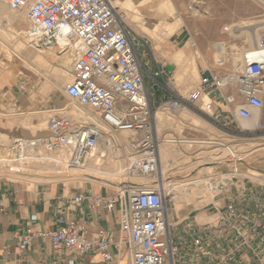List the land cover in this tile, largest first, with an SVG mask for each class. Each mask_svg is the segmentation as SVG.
<instances>
[{
  "label": "built area",
  "instance_id": "built-area-1",
  "mask_svg": "<svg viewBox=\"0 0 264 264\" xmlns=\"http://www.w3.org/2000/svg\"><path fill=\"white\" fill-rule=\"evenodd\" d=\"M0 4L16 13L25 11L30 26L27 36L33 45L66 51L72 60L68 71L71 80L63 88L67 103L48 117L44 134L17 137L4 147L7 159L0 160V168L21 174L35 165L47 166L67 171V177L94 179V170L105 172L117 165L124 180L114 196L75 199L77 205L87 199L91 208L108 213L118 207L115 230L80 227L60 215L55 230L38 236L46 239L54 252L99 256L104 264H123L124 259L128 264H180L168 219L169 194L155 184L147 187L131 182L133 177L155 172L161 145L155 112L172 113L189 107L205 114L221 131H241V122L249 120L258 121L260 127L264 35L253 48L235 53L243 58L242 66L223 72L204 71L185 96L171 92L174 96L165 98L154 110L151 91L165 88L158 78L169 85L170 74L164 65L156 70L153 57L151 70L146 68L149 63L143 59L151 51L149 40L129 29L111 0H0ZM187 11L199 13L200 3L190 0ZM144 71L149 78L147 85ZM214 145L225 152L232 183L240 173L238 154L230 146ZM219 175L221 196L229 192L226 179H222L228 174H217L214 179ZM241 205L230 198L224 213L218 211L211 225L195 228L190 235L192 249L214 241L223 264H264V206L255 203L247 210ZM36 236L26 232L20 249H27ZM180 238L181 249L187 248L186 240ZM67 264L83 263L70 259Z\"/></svg>",
  "mask_w": 264,
  "mask_h": 264
},
{
  "label": "rangeland",
  "instance_id": "rangeland-1",
  "mask_svg": "<svg viewBox=\"0 0 264 264\" xmlns=\"http://www.w3.org/2000/svg\"><path fill=\"white\" fill-rule=\"evenodd\" d=\"M121 1L127 10L116 5L114 0L112 2L123 14L129 29L150 42L151 51L148 52L147 59H143L144 63H149L146 68L151 70L152 57L156 61L154 65L156 70L162 67L164 62L173 61L179 70L171 80L169 78L167 82L169 85H165V80L161 78H158V81L162 82L168 91L179 93L181 96H185L196 87L204 71L223 72L242 66L243 58L236 56L235 53L251 47L256 34L264 35V4L260 0H199V13L187 11L189 0H175L171 2L172 6L164 7V3L161 5L165 10L170 8V12L166 15H162L165 13H141L135 7L140 1ZM175 5L178 6V11ZM177 19L184 22L191 38L189 50L182 51L184 58L179 62L172 60L165 48L163 49L168 36L163 37L160 33L166 23H174ZM253 25L256 27H252ZM234 27L237 32L227 33L225 31V29L230 30ZM29 29L25 11L16 13L7 5L0 4V74L5 76V80L9 81L7 83L12 88L22 85L29 87L33 84L30 87L33 90L44 83V87L51 91L61 89L60 86H65L71 80L68 71L72 60H66L67 52L57 48L51 51L46 49L44 52L30 47L33 43L30 42L28 36L25 38V33H28ZM250 30L255 31L249 32ZM219 43L226 48L222 66L216 64L214 52V46ZM144 80L147 85L149 78L145 71ZM0 94H4L1 87ZM13 112L9 108H0L1 128L10 127L16 122L14 119L20 117L15 115V113H21L17 109ZM22 112L29 114L22 116L29 117L31 124L28 127H31L33 131L45 127V121L37 120L38 110L29 109ZM243 124L245 122H242L240 126ZM155 125L160 138V148L166 149L169 153V158L165 163L168 166L164 171L169 205L180 213L192 212V214L198 213L204 216L203 213L212 206L210 203L214 197L217 205L224 204L220 200L222 197H216L220 192L209 193L203 182L199 181L208 177L214 179L216 174H228L232 177L225 152L221 146L214 145L215 143L230 146L236 155L238 154L237 156H241L243 163L238 167L240 173L237 176L239 178L245 177L247 180L251 179L264 184V116L262 125L258 128L246 129L249 131H221L214 128L209 118L196 109L186 107L172 113L160 109L155 112ZM167 140L190 142L191 144L174 145L166 143ZM210 142L214 144L210 145ZM252 170L261 176L259 179L263 182L255 180L258 175L253 177L255 173H251ZM120 171L121 167L117 165L116 171H108L111 179L114 178L110 184L122 180L119 176ZM195 179L197 183L192 182ZM131 180L135 184H150L149 180ZM191 183L193 185H190ZM175 184L185 186L191 194L185 195L179 189L173 191ZM123 264H128V260L124 259Z\"/></svg>",
  "mask_w": 264,
  "mask_h": 264
},
{
  "label": "crops",
  "instance_id": "crops-1",
  "mask_svg": "<svg viewBox=\"0 0 264 264\" xmlns=\"http://www.w3.org/2000/svg\"><path fill=\"white\" fill-rule=\"evenodd\" d=\"M114 1L122 9L127 8L121 0ZM133 1H140L135 7L141 13H165L162 15H166L170 12V8L165 10L161 5L164 3V7L166 5L172 6L171 2L175 0ZM195 1L199 2V0ZM175 7L178 11V6L175 5ZM160 33L163 37L168 36L164 42L165 47L162 46L168 53L167 55H170L175 62L181 61L184 58L182 51L189 50V42L191 41L190 32L185 27L184 22L178 19L174 23L168 22L160 30ZM66 60H71V56L68 55ZM163 65L174 67L173 72L169 73L171 80L179 70H177V65L171 60L164 62ZM0 78H2L0 87L4 91L3 95L0 94V108H9L12 112L17 109L21 112L20 114L15 113L16 116L20 117L14 119L16 122L12 123L10 127H0V160H2L6 155L3 148L8 146L13 139L17 137L31 138L44 134L48 117L53 111H57L65 105L67 99L63 94L64 86H60L61 89L52 91L46 89L44 83L33 90L30 88L33 84L29 87L22 85L12 88L7 83L9 81L5 80L4 75L0 74ZM159 83L163 86L162 82L159 81ZM151 94V105L154 109L165 98L174 96L163 87L152 89ZM29 109L39 111L37 120L45 121L43 129L33 131L31 127H28L31 121L29 117L23 116L29 114H24L22 111ZM211 125L216 128L212 123ZM159 157H161L159 158L160 163L163 164L169 158V153L166 149L160 148ZM113 170L116 171L115 165H113ZM67 173L62 169H51L47 166L38 165L21 174H10L0 168V264H67L70 259L83 264H104L99 256L78 257L65 251L54 252L49 242L38 236L40 233L55 230L57 227L56 220L60 215L73 220L80 227L88 229L101 228L113 231L117 228L118 207L115 208L113 213H108L104 209L91 208L87 199L77 205L75 199L79 196L86 198L87 195L114 196L120 187L119 183L110 184L111 181H103L99 177V179L94 177V173L107 174L103 172H94L92 174L94 180L91 178L67 177ZM79 175H82V173ZM259 177L261 176L258 175L255 180L263 182L264 179H259ZM131 182L133 183V181ZM260 184L251 179L247 180L245 177L234 179L229 186V192L219 196L222 197L220 200L224 204L222 206L217 205L214 197L210 203L212 206L203 213L204 216L198 213L192 214V212L182 214L170 205L168 219L173 226L172 233L176 238L179 249L178 262L180 264H223L219 261L220 256L214 241L200 249L193 250L191 247V233L195 228L202 229L211 225L216 219L218 211L224 213L225 205L230 198L235 199L236 202L240 201L241 207L247 210H251L255 203L264 206V187L258 186ZM246 190L249 193H245ZM28 231L37 236L33 238L27 249L21 250L22 237ZM180 237H183L188 243L187 248L181 249V244L178 242Z\"/></svg>",
  "mask_w": 264,
  "mask_h": 264
},
{
  "label": "bare ground",
  "instance_id": "bare-ground-1",
  "mask_svg": "<svg viewBox=\"0 0 264 264\" xmlns=\"http://www.w3.org/2000/svg\"><path fill=\"white\" fill-rule=\"evenodd\" d=\"M261 1V3L262 4H264V0H260ZM112 2V1H111ZM113 3V2H112ZM114 5V4H113ZM256 27V25H253L252 27ZM250 27V26H249ZM251 27V28H252ZM260 27V26H259ZM252 31H255V30H252ZM251 30L249 31V32H252ZM240 32H244V31H240ZM26 36H27V32L25 33V38H26ZM261 38V34H256L255 35V38H253V45L251 46V48H253L254 46H255V44H256V42L259 40ZM27 40V39H26ZM30 47H32V48H34V49H37V50H40V51H44L45 52V50L46 49H41V48H37L35 45H32V46H30ZM53 49H55V48H53V47H49L47 50L48 51H51V50H53ZM214 52H215V56H216V64L217 65H219V66H221L222 65V63L224 62V55H225V53H226V48H225V46L222 44V43H219V44H216L215 46H214ZM68 55H69V53H68ZM70 56V55H69ZM249 121H252V122H249ZM249 121H245V124H243V125H241V127L243 126V130H246V129H255V128H258L259 127V123H258V121H254V120H249ZM263 121V120H262ZM242 123V122H241ZM247 131H249V130H247ZM167 143L168 144H174V145H177L178 143H181V142H178V141H175V140H167ZM188 143V142H187ZM189 144H191V143H189ZM238 158H239V161H241V163H243L242 161H243V159L241 158V156H237ZM159 158H161V157H159ZM5 159H7V156L5 155V157H4V159L3 160H5ZM166 163V162H165ZM162 164V163H160V159L158 160V163H157V166H156V169H155V172L154 173H152V174H150V175H148V176H146V177H139V178H135V177H133V178H131V179H142V180H149L150 181V184L151 183H155V185H156V187H158V188H160L161 190H163L164 192H165V194H168L167 193V182H165V178H164V171H165V168L168 166L167 164ZM84 171V170H83ZM97 170H95V172H96ZM71 172H75V171H71ZM97 172H101V171H97ZM112 172V171H111ZM103 173H107V174H103V175H101V174H98V173H95L94 174V177L95 178H97V179H99V178H101V179H103V181H113L114 180V178L113 179H111V175H110V173H108V171H105V172H103ZM120 173V172H119ZM251 173H255L256 175H254L253 174V177L255 176H257V172H255L254 170H252L251 171ZM72 174V173H71ZM92 174V173H91ZM105 175H108V176H106L105 177ZM113 175V174H112ZM217 175V174H216ZM248 175V174H247ZM99 177V178H98ZM217 178L216 179H212V178H205V179H201V180H199L200 182H203V185H204V187L206 188V190L209 192V193H216V192H220V189H219V183H220V179H221V175H219V176H216ZM230 175H224V177L222 178V179H226V181H225V185L227 186V188H229V186H230ZM111 179V180H110ZM116 181V180H115ZM195 182V181H194ZM226 182H227V184H226ZM117 183H123V180H120V181H118ZM117 183H115V184H117ZM196 183H197V181H196ZM150 184H144L145 186H150ZM185 185V184H184ZM190 185H193L192 183L190 184ZM180 190L181 191V193H183V194H186V195H189L190 193H191V191L190 190H188V189H185V186H182V185H180V184H175L174 185V187H173V191L175 190Z\"/></svg>",
  "mask_w": 264,
  "mask_h": 264
},
{
  "label": "water",
  "instance_id": "water-1",
  "mask_svg": "<svg viewBox=\"0 0 264 264\" xmlns=\"http://www.w3.org/2000/svg\"><path fill=\"white\" fill-rule=\"evenodd\" d=\"M165 69H166L169 73H172L173 70H174V67L171 66V65H166V66H165Z\"/></svg>",
  "mask_w": 264,
  "mask_h": 264
}]
</instances>
